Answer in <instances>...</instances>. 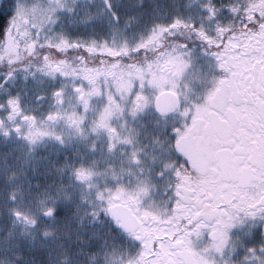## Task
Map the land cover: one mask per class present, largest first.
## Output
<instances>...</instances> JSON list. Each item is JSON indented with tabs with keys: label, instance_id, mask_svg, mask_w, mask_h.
<instances>
[{
	"label": "flooded vegetation",
	"instance_id": "obj_1",
	"mask_svg": "<svg viewBox=\"0 0 264 264\" xmlns=\"http://www.w3.org/2000/svg\"><path fill=\"white\" fill-rule=\"evenodd\" d=\"M28 1L0 0V139L23 143L31 139L23 131L35 133L55 121L48 115L42 123L25 114L15 96L3 97L20 75L50 74L65 89L70 79L169 75L178 82L160 92L173 94L164 106L169 112L149 108L159 120L157 139H146L140 165L126 173V195H114L100 212L129 242L115 264H264V12L237 0L213 5L184 26L190 38L177 39L183 48L165 53L166 36L181 28L171 25L157 39L158 63H151L147 44L133 48L135 64L121 52L101 54L85 31L60 33L56 21L82 20L93 29V9L79 8L73 18L53 5L59 0H48L45 10L25 6ZM176 60L203 64L205 75L195 78L190 93L188 74L180 78L186 88L176 81ZM74 92L83 101L81 88Z\"/></svg>",
	"mask_w": 264,
	"mask_h": 264
},
{
	"label": "rangeland",
	"instance_id": "obj_2",
	"mask_svg": "<svg viewBox=\"0 0 264 264\" xmlns=\"http://www.w3.org/2000/svg\"><path fill=\"white\" fill-rule=\"evenodd\" d=\"M224 1L59 0L53 5L73 18L80 15L79 8L93 9V29L82 20L67 25L56 21L60 33L85 31L100 43L96 47L101 54L114 55L152 45L166 27H184ZM48 5V0L25 4L40 10ZM172 64L181 75L176 80L180 88L187 85L189 93L193 91L203 64ZM185 74L190 86L184 87L180 78ZM60 79L20 75L2 93L15 96L22 111L35 114L42 123L48 115L55 121L35 133L23 131L31 138L23 143L0 139V264L119 263L129 242L113 233L100 212L114 195H126V173L140 165L138 153L147 148L146 139L159 134V120L151 109L163 89L178 83L166 74L141 71L122 80L70 79L67 89ZM75 88H81L83 101ZM60 99L62 105L57 103Z\"/></svg>",
	"mask_w": 264,
	"mask_h": 264
},
{
	"label": "trees",
	"instance_id": "obj_3",
	"mask_svg": "<svg viewBox=\"0 0 264 264\" xmlns=\"http://www.w3.org/2000/svg\"><path fill=\"white\" fill-rule=\"evenodd\" d=\"M238 3L242 2V5L245 6H253V7H259L260 10L262 12H264V0H237ZM187 27V26H186ZM181 27V28H177V29H173L170 31V33L166 36V44H165V53L167 55L172 54L174 51L183 48V42L182 40H177L180 37L183 38V40L190 38V30L188 29V27ZM186 37V38H185ZM150 53V61L151 63H158V57H159V53H160V47H159V42L156 40L152 45H149V51ZM122 55L126 57V55H128V57L131 56V58L133 59V63L136 64V58H137V52L135 49H130L127 52H123ZM153 59H155L156 61H154ZM108 60V59H107ZM125 70H127L128 68L125 67ZM39 74V73H37ZM57 214H59L60 216V212H58Z\"/></svg>",
	"mask_w": 264,
	"mask_h": 264
},
{
	"label": "water",
	"instance_id": "obj_4",
	"mask_svg": "<svg viewBox=\"0 0 264 264\" xmlns=\"http://www.w3.org/2000/svg\"><path fill=\"white\" fill-rule=\"evenodd\" d=\"M172 93L169 92H165V93H161L157 100H156V104H155V108L157 110V112L159 113H168V110L164 109V106L168 104V102L170 103V100L172 99ZM82 100V99H80ZM20 215H17L16 217H19ZM126 225H127V221L125 219H122V225L121 228L122 230H124L125 232L126 230Z\"/></svg>",
	"mask_w": 264,
	"mask_h": 264
}]
</instances>
